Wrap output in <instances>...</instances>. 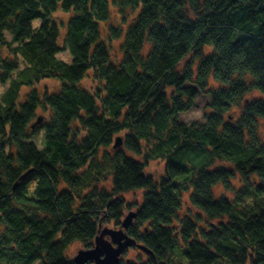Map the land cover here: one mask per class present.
Listing matches in <instances>:
<instances>
[{"label": "trees", "instance_id": "obj_1", "mask_svg": "<svg viewBox=\"0 0 264 264\" xmlns=\"http://www.w3.org/2000/svg\"><path fill=\"white\" fill-rule=\"evenodd\" d=\"M0 82V264H77L137 189L119 264H264V0H0Z\"/></svg>", "mask_w": 264, "mask_h": 264}, {"label": "rangeland", "instance_id": "obj_2", "mask_svg": "<svg viewBox=\"0 0 264 264\" xmlns=\"http://www.w3.org/2000/svg\"><path fill=\"white\" fill-rule=\"evenodd\" d=\"M71 13L65 12L63 10H58L54 17L60 22V28H61V32L64 33L66 31L67 25L66 22L68 21V19L70 18ZM121 19H117L116 17H114V19L112 20V22H118ZM41 24L40 20H36L34 22L35 26H39ZM66 26V27H65ZM63 36V35H62ZM11 38V35L8 34V39ZM114 49H113V55L115 57H119L121 55V41L120 40H116L114 43ZM60 57L67 60V61H71V56L69 55L68 51H61L59 53ZM60 85V83H58L57 80L54 79H48V80H43L40 84H39V88L42 89L43 87H49L52 90H57L58 86ZM82 85L86 88H92L93 85H95V83L92 82L91 78H85L82 81ZM9 87V82L7 83H2L0 82V94H2L3 92H5L7 90V88ZM29 88L27 87H23L21 92L22 97L25 96V94L27 92H29ZM253 95H259L258 92H253ZM251 94V96H253ZM210 103V96L208 94L202 93L200 92L196 98V102L195 105L184 112H181L179 114V120L182 122H189V121H200L203 122L204 121V114H205V110L207 105ZM44 112L39 111V114L42 115ZM44 136V129H40L38 128V130L34 131L32 139L39 145L41 146V141L42 138ZM0 139H1V135H0ZM6 147H8V143H6ZM219 165H224L226 166L225 162H219ZM164 167H165V163L163 161L160 160H154L151 162L150 166L148 167V172H153L155 173L156 177L159 179L163 174H164ZM215 190L218 194L223 192V187L221 185H217L215 187ZM143 193H144V189H137L134 191H130L125 193V196L128 200L129 203H131V206H129L127 208V210L125 211V213L127 214L130 210H137L139 207V204L142 202L143 200ZM187 203V204H186ZM188 206V198L187 196H185V205H184V210H186V207ZM187 211V210H186ZM109 227H113V228H120L118 226H114V225H110ZM109 238V236H107ZM87 245L84 242L81 241H76L74 243H72L69 248L67 249V255L69 256L70 260L74 259V256L78 253L79 250L81 249H86ZM147 254L140 249L137 246H130L128 247L125 252L123 253V255L121 256V259H132V260H145L146 259ZM93 264V262H91Z\"/></svg>", "mask_w": 264, "mask_h": 264}, {"label": "water", "instance_id": "obj_3", "mask_svg": "<svg viewBox=\"0 0 264 264\" xmlns=\"http://www.w3.org/2000/svg\"><path fill=\"white\" fill-rule=\"evenodd\" d=\"M43 119L44 117L39 115L31 127L35 128ZM121 144V137H117L114 146L118 147ZM17 185L18 184H16L15 187ZM136 217L137 212L130 211L123 218L120 228L109 226L101 227L99 234L95 237L94 246L79 250L74 256L73 261L77 264H88L90 262L94 264H119L122 254L130 246H137L147 253H151L150 249L138 243L135 238L129 236L127 233V230L133 224ZM107 236H109V238Z\"/></svg>", "mask_w": 264, "mask_h": 264}, {"label": "bare ground", "instance_id": "obj_4", "mask_svg": "<svg viewBox=\"0 0 264 264\" xmlns=\"http://www.w3.org/2000/svg\"><path fill=\"white\" fill-rule=\"evenodd\" d=\"M146 254H148L145 250H143Z\"/></svg>", "mask_w": 264, "mask_h": 264}, {"label": "flooded vegetation", "instance_id": "obj_5", "mask_svg": "<svg viewBox=\"0 0 264 264\" xmlns=\"http://www.w3.org/2000/svg\"><path fill=\"white\" fill-rule=\"evenodd\" d=\"M123 255V254H122Z\"/></svg>", "mask_w": 264, "mask_h": 264}]
</instances>
